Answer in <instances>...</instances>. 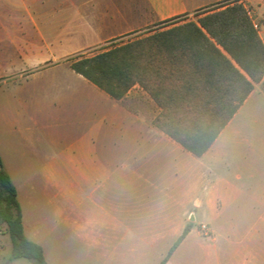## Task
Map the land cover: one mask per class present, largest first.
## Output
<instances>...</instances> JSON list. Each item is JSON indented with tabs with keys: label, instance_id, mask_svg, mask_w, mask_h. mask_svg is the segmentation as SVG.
Listing matches in <instances>:
<instances>
[{
	"label": "crops",
	"instance_id": "crops-1",
	"mask_svg": "<svg viewBox=\"0 0 264 264\" xmlns=\"http://www.w3.org/2000/svg\"><path fill=\"white\" fill-rule=\"evenodd\" d=\"M217 1L0 0V24L8 5H17V26L31 25L44 47L18 51L10 63L9 40L0 34V74L17 76L1 84L13 102L3 114L11 131L0 157L5 170L42 171L50 224L30 230L23 214V226L49 264H160L186 226L165 264H264L258 84L198 157L154 125L161 109L140 85L114 99L70 66L76 53ZM41 57L49 64L36 69ZM21 65L28 71L17 73ZM21 110L40 135L14 132ZM197 221L213 227L215 242L200 240Z\"/></svg>",
	"mask_w": 264,
	"mask_h": 264
},
{
	"label": "trees",
	"instance_id": "trees-1",
	"mask_svg": "<svg viewBox=\"0 0 264 264\" xmlns=\"http://www.w3.org/2000/svg\"><path fill=\"white\" fill-rule=\"evenodd\" d=\"M70 66L114 99L140 85L161 109L154 125L199 157L254 84L263 81L264 42L245 5L231 0L204 11L196 21L90 57L76 56ZM3 225L13 260L49 264L43 247L25 234L18 192L0 157V230ZM188 231L186 226L160 264H165Z\"/></svg>",
	"mask_w": 264,
	"mask_h": 264
},
{
	"label": "rangeland",
	"instance_id": "rangeland-1",
	"mask_svg": "<svg viewBox=\"0 0 264 264\" xmlns=\"http://www.w3.org/2000/svg\"><path fill=\"white\" fill-rule=\"evenodd\" d=\"M229 1L231 0H218L217 2L212 3L207 7L193 11L189 15H184V16L181 15L176 19L172 18L164 21L153 22L151 25L147 26L142 30H137L129 34L123 35L121 37H118L113 41L105 43L99 48L89 50L83 54L80 53H76V54L77 56L83 55L90 57L103 51L104 49L111 48L117 45H122L130 41L137 40L145 36L154 34L155 32L164 31L190 21H196L197 16L202 14L204 11L208 9H215L220 5H223L224 3ZM238 1L243 3L247 8L254 24L258 29L259 35L264 42V0H238ZM7 16L8 19L6 21V24H4V26L0 24V34H4L5 36H7V39L9 40L7 49L10 56L9 57L10 63H13L14 61L18 60L16 59V57L12 58V56H15L18 51L25 52V55H27L28 51H32V50L43 52L44 47L40 42V40L37 39V37L34 35L32 26L27 24V22L25 23L24 26L21 27L17 26V5H8ZM25 16L29 18V11L27 9L25 10ZM18 36L21 38V40H19V43L17 40ZM44 60L45 58L43 57L40 58L41 62L40 64H38V67H36V69L42 68L47 64H49L48 62H43ZM21 67L22 68L18 70L17 73L28 71L29 69L27 66L24 67L23 65H21ZM12 75L13 74H9V73L0 74V154H1V148H2L1 146L3 141H5L6 146H8L10 137H8L6 133L8 131H11V129L9 128V124L7 123L6 120L3 119V114L7 113L10 104L13 102V99L8 95L9 92H7L5 90V87L1 86V84H2V80L11 81L17 78L16 75L15 76ZM24 76L25 75H23V77ZM258 86L263 90L264 79L262 82L258 83ZM19 114L21 115L19 126H16V130L14 132L18 133L28 128V130L32 131V133L36 135L37 134L40 135V133H42V131H40V128L33 123L32 118L30 116H27L28 114L26 113L24 114L23 110H21ZM11 139L13 140L15 138H11ZM6 170L10 174L13 183L16 189L18 190L19 201L21 203L24 214V224H27V227L30 230L36 227V229H39L38 231L40 232V230L44 229L45 226H49L50 220L48 216L51 213L50 204H49L50 203L49 191L47 187L41 184L40 176L42 174V171L33 170V169H28V170L17 169L16 164H15V169H9L8 167H6ZM200 222L201 221H197L195 223L197 236L200 238L201 241H206L209 243L215 242L216 233L214 232L213 227L210 224L204 222V224H206L209 227L212 233L211 237L206 239L199 232V225L201 224ZM37 225L40 226L38 227ZM28 235L31 238H33L31 234H29V232ZM11 255H12V245H11L10 237L6 233V225H3L0 230V264H12L11 261L13 259L11 258ZM16 264H31V263L25 259H19L17 260Z\"/></svg>",
	"mask_w": 264,
	"mask_h": 264
},
{
	"label": "built area",
	"instance_id": "built-area-1",
	"mask_svg": "<svg viewBox=\"0 0 264 264\" xmlns=\"http://www.w3.org/2000/svg\"><path fill=\"white\" fill-rule=\"evenodd\" d=\"M199 232L204 236V237H211L212 233H211V230L209 229V227L204 224V223H201L199 225Z\"/></svg>",
	"mask_w": 264,
	"mask_h": 264
}]
</instances>
